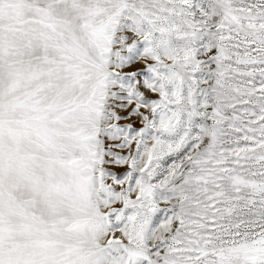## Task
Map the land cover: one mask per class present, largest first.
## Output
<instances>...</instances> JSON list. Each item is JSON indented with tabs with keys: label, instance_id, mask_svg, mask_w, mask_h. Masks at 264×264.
I'll list each match as a JSON object with an SVG mask.
<instances>
[{
	"label": "snow or ice",
	"instance_id": "snow-or-ice-1",
	"mask_svg": "<svg viewBox=\"0 0 264 264\" xmlns=\"http://www.w3.org/2000/svg\"><path fill=\"white\" fill-rule=\"evenodd\" d=\"M0 264H264V0H0Z\"/></svg>",
	"mask_w": 264,
	"mask_h": 264
}]
</instances>
